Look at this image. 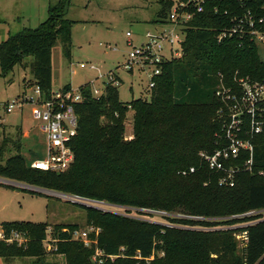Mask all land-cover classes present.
Listing matches in <instances>:
<instances>
[{"label":"trees","instance_id":"1","mask_svg":"<svg viewBox=\"0 0 264 264\" xmlns=\"http://www.w3.org/2000/svg\"><path fill=\"white\" fill-rule=\"evenodd\" d=\"M69 2L60 0L49 7L47 19L38 26L9 33L0 41L2 76L17 65L31 66L30 85L37 83L46 97L51 95L52 49L59 39L66 56L71 55L73 20L65 17ZM159 3L153 22L165 23L173 1ZM248 12L257 23L264 19V0H208L205 10L188 23L184 54L163 65L150 100L121 101L114 82H107L100 96L93 94L90 82L80 85L83 99L76 104L78 134L72 142L71 167L64 172L31 167L17 141L13 142L16 152L3 158L8 142L4 140L0 177L124 207L118 208L122 213L78 205L86 224L101 228L99 246L108 253L125 247L124 257L104 264H264L263 218L241 228L247 231L241 255L239 241L227 228L239 219L228 217L264 208V128L253 137L251 167L244 165L245 153L236 161L232 186L221 184L220 173L209 169L199 155L202 150H214L221 140L217 112L222 102L216 95L220 78L228 85L235 84L236 76L264 78V55L254 39L234 35L219 41L217 37L235 17ZM131 110L134 136L125 139L124 119ZM139 208L166 213V223L140 218L145 212ZM49 226L47 222L3 221V229L23 231L28 240L24 246L0 240V257L7 263L21 259L27 264H60L48 259L44 247ZM78 227L76 222L56 223L50 233L57 247L52 253L63 254L66 264H97L92 261L93 248L72 238ZM153 251L155 258L146 261Z\"/></svg>","mask_w":264,"mask_h":264},{"label":"rangeland","instance_id":"2","mask_svg":"<svg viewBox=\"0 0 264 264\" xmlns=\"http://www.w3.org/2000/svg\"><path fill=\"white\" fill-rule=\"evenodd\" d=\"M59 2L60 0H0V41L7 38L9 33L38 26L47 19L49 7ZM160 6L159 0H70L65 17L73 20L71 55L66 56L63 42L59 39L52 49L53 88L56 90L70 84L77 89L90 82L93 89L102 93L107 82H114L121 101L129 102L137 98L150 100L154 89L149 86L150 69L138 63H133L132 68L127 69L125 63L131 59L129 54L133 46H139L146 41L147 31L156 32L167 27L163 23L153 22ZM127 32H131V36ZM181 48L183 55L184 46ZM259 48L264 55V45L259 44ZM82 63L84 66H81ZM32 77L31 66L17 65L7 76H2L0 71V146L4 140L8 141L3 158L16 152L13 145L15 141L21 143L20 153L28 162L45 156L46 134L41 129L42 123L33 119L31 106L26 104L22 109H15L11 113L6 112L5 108L6 103L18 94L31 92L27 86L30 85ZM133 115L131 110L124 119L125 139L134 136ZM42 193L32 194L27 190L9 188L0 183V222H47L50 224L49 237L56 223L76 222L79 224L78 228L89 226L83 218L84 210L79 204L69 200L65 193ZM133 209L138 211L137 208ZM140 209L145 212L139 215L140 218L161 223L167 221V214L164 212ZM114 211L124 213L122 210ZM136 211H129V214L138 216ZM229 218H239L227 228L232 230V235L239 241L237 253L241 255V228L253 221L264 219V208L245 209L241 214ZM54 246L55 240L52 237L49 242H44V247L49 252L48 259L66 264L63 254L52 253L56 251ZM0 264H7L2 257Z\"/></svg>","mask_w":264,"mask_h":264},{"label":"built area","instance_id":"3","mask_svg":"<svg viewBox=\"0 0 264 264\" xmlns=\"http://www.w3.org/2000/svg\"><path fill=\"white\" fill-rule=\"evenodd\" d=\"M172 6L168 13L167 27L158 29L156 32L147 31L146 41L139 46H133L130 51V60L125 63L127 69H131L133 63L144 65L150 69L149 86L155 85V79L162 74L163 65L168 61L179 58L182 55L183 41L186 37V28L189 21L196 13L205 10L208 0H172ZM217 9V8H216ZM233 24L224 27L218 32V40L234 35L240 38L250 36L256 43L264 45V19L258 23L251 13L245 17H235ZM162 24V25H163ZM131 36V32H127ZM84 66V63L81 64ZM31 92L24 91L6 105V112L11 113L15 109H22L24 105L31 106L32 117L39 120L41 129L46 134V153L42 158H35L29 163L31 167L51 172L67 171L74 162L75 154L72 142L78 134V114L76 104L83 99L79 88H58L52 90L46 97L39 84L29 85ZM103 93V92H102ZM98 89H93L95 96L102 94ZM216 95L222 105L218 109V119L221 123L222 134L217 135L218 146L212 151L202 150L200 157L209 169L220 173L219 182L224 185H234L235 166L243 153L248 157L244 165L251 167L253 163L254 135L264 128V78L253 80L249 76H236L235 84L228 85L223 78L217 85ZM190 171H195L194 167ZM0 182H2L0 180ZM74 203L93 206L102 210L114 211L124 208L108 202L93 200L77 194H64ZM101 228L90 225L85 228H77L72 233V238L83 242L86 247L93 248L92 261L97 264L114 262L119 257L125 256V247L121 246L116 253H108L98 244V236ZM242 244L247 241V231L239 233ZM0 240L7 243L16 242L18 245H26L28 237L23 231L11 229L0 230ZM51 236L44 242H49ZM53 249H57L54 246ZM164 254L161 252L160 255ZM156 252L153 251L146 261L154 259ZM137 257H140L137 256Z\"/></svg>","mask_w":264,"mask_h":264},{"label":"water","instance_id":"4","mask_svg":"<svg viewBox=\"0 0 264 264\" xmlns=\"http://www.w3.org/2000/svg\"><path fill=\"white\" fill-rule=\"evenodd\" d=\"M0 180L4 183H7V184H12V185H20V186H24L26 188H29V189H32V190H36V191H39V192H46V193H52V192H55L53 190H49V189H46V188H41V187H37V186H33V185H29V184H26V183H22V182H18V181H14V180H11V179H7V178H3V177H0ZM64 194V193H63Z\"/></svg>","mask_w":264,"mask_h":264},{"label":"crops","instance_id":"5","mask_svg":"<svg viewBox=\"0 0 264 264\" xmlns=\"http://www.w3.org/2000/svg\"><path fill=\"white\" fill-rule=\"evenodd\" d=\"M71 86V85H70ZM26 87V86H25ZM28 87V86H27ZM72 87V86H71ZM61 88V87H60ZM53 90H55L54 88H52ZM26 135L28 134L27 132H25ZM0 183H4V182H0ZM15 186H19V187H24V186H20V185H15ZM26 188V187H25ZM3 221H7V220H3ZM2 221V222H3ZM2 222H0V225L2 226ZM7 263V262H6ZM12 263H18V264H27V262H25L24 260H21V259H15V260H12L10 261L9 263L7 264H12Z\"/></svg>","mask_w":264,"mask_h":264}]
</instances>
